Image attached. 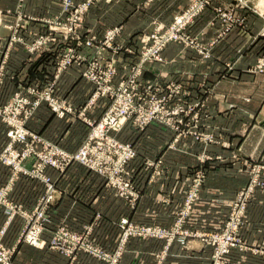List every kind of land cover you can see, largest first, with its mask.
Here are the masks:
<instances>
[{
  "label": "crops",
  "instance_id": "obj_1",
  "mask_svg": "<svg viewBox=\"0 0 264 264\" xmlns=\"http://www.w3.org/2000/svg\"><path fill=\"white\" fill-rule=\"evenodd\" d=\"M19 3V0H0V64L3 62L5 65L0 103L8 101L20 89L36 85L43 87L53 80L56 95L69 102L75 113L60 118L46 104H41L27 127L74 152L90 132L89 124L81 117L100 119L108 99L103 97L88 105L84 116H79V111L87 105L95 89V84L83 76L89 65L88 58L80 64L73 63L55 76L60 46L35 53L27 48L35 36L47 28L42 19L53 18L62 10L61 0H23V12L38 18V21H27L31 26L22 32L25 42L9 44L12 30L8 25L13 24L17 16L6 15L5 11L14 10ZM94 4L85 15L84 32L102 34L107 27L123 24L120 37L129 41L131 35L143 28L151 30L157 23H171L174 15L187 6V1L102 0ZM235 4V0H212L213 7L230 8ZM245 19L244 29L233 30L210 49L213 57L201 58L194 50L172 43L163 52L166 65L158 67L171 79L186 78L190 87H197L200 83L213 86L205 111L206 126H200L199 130L213 136L214 140L203 143L187 138L171 148L172 131L164 132L151 126L143 133H137L124 127L120 138L134 141L140 153L128 166L141 193L134 206L106 186L102 176L81 163H72L64 173L47 168V174L57 181L59 199L50 208L51 223L43 234L44 240L48 241L50 232L60 224L75 231L91 225V238L102 247L114 250L122 239L121 219L128 218L138 225L174 233L180 213L184 212L180 232L176 236L130 237L124 242L120 264L210 263L213 248L203 243L201 235L224 229L232 202L249 182V168L254 163L264 164V74L250 71L257 55L264 51V35L260 34L264 23L253 14L246 13ZM214 21L213 9H208L189 26V31L193 35L201 33V41L210 42L217 38L219 31V23ZM122 56L124 60L120 57L119 60L125 62L130 54L122 53ZM118 81L119 75L114 84ZM8 142L7 127L0 119V152ZM142 154H148L152 161L160 159L161 163L148 166L146 159H141ZM205 154L212 157L204 163L200 156ZM32 162V159L26 160V167H32ZM201 168L206 170L202 191L187 210L186 199L193 178ZM261 178L264 180V174ZM9 183L12 184L10 199L27 209H32L45 191L40 180L24 174L14 176L11 167L0 161V186ZM24 223L21 216L8 223L0 210V232L5 231L4 242L7 245L14 243ZM185 232L189 234L182 243L180 238ZM239 235L247 243V249L232 251L229 264H264V187H258L254 192ZM14 264H67V258L48 246L21 244ZM75 264L101 263L81 253Z\"/></svg>",
  "mask_w": 264,
  "mask_h": 264
},
{
  "label": "rangeland",
  "instance_id": "obj_2",
  "mask_svg": "<svg viewBox=\"0 0 264 264\" xmlns=\"http://www.w3.org/2000/svg\"><path fill=\"white\" fill-rule=\"evenodd\" d=\"M22 1L23 0H19L20 3L18 4V6L14 10H6L5 11L6 15L15 14V16H17L16 21L13 24L8 25L9 28L12 30V34H11V37L9 40L10 45H13L14 43L25 42V39L23 38L22 32H25L28 30L29 26H31L32 21H38V18L29 16L28 14L23 12ZM101 1L102 0H61V3L63 5L62 10L58 14H56L53 18L42 19L45 22V25L47 28L45 30H43L42 33L36 35L35 40L31 41L30 44L27 45V48L32 53H35V51H39V50L49 51L51 49H54V47L56 45L60 46L59 47L60 48L59 53H57L55 76H58L60 73H62L66 69H68L73 63H79L80 64V62H82L85 58H88L89 65H88L87 69L83 72V76L85 78L90 79L95 84L94 92H95L96 87H97L96 82L94 80H92L90 77H88L86 75V73L92 69V67L95 63L101 65V67H102L101 73L107 72L109 69H113V74H112L113 77L111 76L112 79L110 82L113 87H118L120 85V83H122V82L131 83V81L133 79H135L134 74L138 72L137 68L140 66V61H141V58L143 56V53L148 48L152 47L155 44L157 37H160V36H163L164 34H166L169 31V29L173 26V24L175 23L176 17L183 14L186 10H188L192 4L191 0H186L187 6L181 12L174 15L171 23H169V24L157 23L153 26V28L151 30L143 28L140 32H137V33L131 35L129 37L130 39L128 41L125 38L120 37L121 31L123 29V24H117V25H112L111 27H107L102 34H96V33L87 34V32H84L83 26H84L86 13L89 11L91 5H93L94 3H96V5H97ZM105 1H107V0H105ZM235 1H236V4L234 6H231L230 8H228V7H224L221 5H216V6L214 5L215 7H213L212 0H209V4H206V6L194 17V19L191 22H189L185 26L184 29H182V31H181L182 39L177 40V41H169L165 44V46H163V48L160 50V56H161V58H163V60H158V59L148 60V61L144 62L142 66H140L141 72L138 73L139 78H138L137 82H140L141 86L138 87L139 88L138 92L136 91V103H137V107L139 109L138 114H142V115L146 116V114L153 112L156 109H157L158 113L156 116V121L152 122V123H148L147 125H140V123H138V122L134 123V119L132 118L133 117L132 116L131 119L127 120L126 123L124 124L125 130L126 129L135 130L137 133H143L149 127L155 126L156 128L163 130L164 132L172 131L174 136H173L172 143L169 144V147H171V148L176 147V143H178L179 141H182V139H187V138H190L194 141H200V142L202 141L203 143H206V142L210 143L214 140L213 136L206 135L199 130L200 126H206L205 117L207 116V113L205 111H206V108L208 107L207 106L208 99L213 94V86H211V84H209V83H200V85L197 87L196 86L190 87V84L186 78H182L180 80H176L174 78L171 79L172 77H169V75H167L163 69H159L158 67H161L162 65H166V59L164 57L163 52L167 48V46H169L172 43H177V44L182 45L185 48L192 49L197 54H199L201 56V58L209 59V58H211V56L213 57V55H211V53H210V51H211L210 49H212V47L217 43V41L220 38L227 36L229 33H231L233 30H235L237 28H243L246 26V19H245L246 13L253 14L254 16L260 17L261 19H263L262 21L264 23V0H235ZM208 9H213L214 20H215L213 23H217V24L219 23V25L217 26L219 31L217 33V35H218L217 38L213 39L210 42H204L203 41L204 42L203 43L201 41V33L200 34H194V35L191 34V32L189 31V26L191 24H193L196 21V19L203 12H205ZM240 10H243V12L242 13L239 12ZM245 10L247 11L246 13H245ZM27 21H31V22L27 23ZM251 26L253 28V25H251ZM115 29H116L115 34L112 37H110L108 32L115 30ZM260 34L264 35V24H263V27L260 31ZM83 37H85V38L83 39ZM156 44L158 45V40L156 41ZM207 45L210 46L211 48L207 47ZM85 50H87V53L85 52ZM70 51H72V52L70 53ZM81 53H83V54H81ZM122 53L130 54L129 60L125 61L126 63L124 61L122 62V60H119V57L124 60ZM68 54H70V55H68ZM262 57H264V51H262L260 54L257 55V60H256L255 64L253 65V67H251V69H250L251 72L257 73V74H264V70L257 68L259 60ZM119 68H121V71H119ZM4 69H5V65L2 62L0 64V93H1L2 85H3V75L5 74ZM109 73H111V72H109ZM224 74L226 75V73H224ZM117 75H119L120 81H118V84L116 83V85H115L114 79L116 78ZM226 76H222L221 78L225 79ZM131 78H132V80H130ZM46 83H48V85L43 86V87H41L40 85H38V86L36 85V86H28L24 89H20V90L16 91L8 101H6L4 103H0V119L7 127V136H8L9 129L12 127V124H11L9 118L11 115H14L13 113L16 112V108L21 109V113L19 114V118H22L25 120L24 126L27 129H29L27 127V123H28L29 119L31 118V116L34 114L36 109L41 104H46V106L51 110L52 113H54L56 116L60 117L54 111H52V109L48 105L47 101L42 100L40 98H37L36 94H32L29 92V89L33 88V87L42 91V89L44 90L48 86H53L54 94L56 95V93H55V91H56L55 90V82L53 80L52 81L50 80ZM94 92H93V94H94ZM17 93L26 94L29 103H27L26 105H23V107H22V103H19V102L15 101V99H14L17 96L16 95ZM93 94H92V96H93ZM92 96H91L90 100L92 99ZM103 97L108 99L106 102L105 109L103 111V115H104V113L106 112V110L108 109V107L110 106L111 101H112V99L109 95L100 96L99 98H97L93 102H91L89 100L87 105L84 106L83 108H85V107L87 108L88 105L93 104L95 101H97ZM60 99L65 100L61 97H60ZM17 103H18V105H17ZM178 108H182L184 111L181 112L179 115H176V116L175 115L167 116V114L165 112L166 109H170L173 111V110H176ZM73 113H67V114H73ZM194 114L197 115V118L194 117ZM78 115L81 116L79 113H78ZM103 115L100 117V119L103 117ZM65 116H63V117H65ZM63 117H60V118H63ZM81 118L84 119V121L87 124H89L88 121H92V122H95V121L99 122L100 121V119L89 120L86 117H81ZM180 120H182V122H179ZM166 122H168L170 124H168ZM172 122H175L179 125L184 122V124H182L183 126L181 125V127L184 130V133L181 134L179 128L172 126ZM89 126H90V132H91L92 127L90 124H89ZM124 127L122 128L121 131H119L118 133L115 134L116 137L119 138L123 142H128V143L133 144V146L137 149L138 154H140L134 141H132V140L125 141L126 139L123 140L120 138V135H121ZM178 135H182V136L178 137ZM8 138H9V136H8ZM43 138H45V137H43ZM45 139L47 141L53 142L47 138H45ZM9 141H10V138H9ZM8 143H7V145H8ZM7 145L5 146V148L7 147ZM16 147L20 149V148H22V144H17ZM5 148L0 152V161L3 162L4 164H6V163L1 159V153L5 150ZM138 154H137V156H138ZM200 157H201V161L205 163L206 161H208L209 157H212V156L205 154V155L200 156ZM28 159L33 160L32 167H33L34 163L37 164V157L35 155H31V156H29L23 160L24 161L23 165L25 167H26L25 161ZM134 159H132V160H134ZM141 159L142 160L146 159L145 163L148 166H153V165L156 166V165H159L161 163L160 159L156 160V161H152L148 154H142ZM132 160H130L128 162L126 170L129 173L127 175V177L134 183V178H133L134 175H132V173L128 169L129 163ZM150 161L154 162L155 164L150 165L149 164ZM78 163H80V162H78ZM254 164L264 166V164H261V163H254ZM6 165H8V164H6ZM8 166H10V165H8ZM10 167H11L12 172L14 173V169L12 168V166H10ZM32 167H28V168H32ZM251 167L249 168V175H250L249 182L247 185L242 187L240 190L246 188L251 181V177H252ZM47 168H49V167L45 168L46 174H47V172H46ZM50 168H52V167H50ZM89 170H91V171L99 174L100 176H102L103 179L105 180V185L114 189L118 193V195L121 196L119 194L118 188L113 186L105 176H103L102 174H100L99 172H97L93 169H89ZM199 170L204 173V179H203V182L201 185V191H202L204 180L206 178V170H205V168H201ZM18 174H24V173L17 172V173H14V176L18 175ZM24 175H27L33 179L35 178V179L40 180L39 178L33 177L31 175H28V174H24ZM47 175H49V174H47ZM263 182H264V180H263ZM134 185H135V183H134ZM4 186L10 187L9 192H8V198H9L10 202L12 204L16 205L17 207L21 208L22 210H25V211H32L34 209V207L36 206L38 200L42 197V195H44V193L46 191V186L44 184V186H45L44 193L38 198L35 206L32 209H27V208L23 207L21 204H17L10 199V193L12 191V184L10 183V184L4 185ZM0 187H3V186H0ZM135 188L138 190L137 192L141 196V193H140L139 189L136 187V185H135ZM201 191H200V194H201ZM58 192H59V188H58ZM253 195L250 196V198L248 200V203H247V206H246V209L244 212L242 224L244 223L247 207H248ZM122 198L126 199L132 206H134L140 197L136 200V202L134 204L128 198H125V197H122ZM58 199H59V197L57 194L56 199L53 201V203L49 206V208L47 210L49 221L46 222V225L44 227V231L41 234V236H42L41 244L35 245V246L31 245V246H34V247H46V246H48L53 250L59 251L63 256H65L67 258V264H75L76 260L78 258V255L81 253H86L87 255H90V256L96 258L101 264H111L112 259H114V256L116 255L118 258L117 264H120V259L123 255V252H124V242L128 241V239L130 237H133V236H141V237L142 236L143 237L149 236V235L138 234L139 227H144V226L138 225L137 223H134V222H131L128 218H124V219H127L128 223L131 224L133 227H132V229H128V227H123L122 221L124 219H121L119 221V225L122 229V239H121L119 246L117 248H115L114 250H108V249L102 247L101 245L96 243L91 238V233H92V229H93V226H91V225H84L82 230L75 231V230L70 229L66 225L60 224L59 226H57L55 229H53L50 232V239L48 241H46L43 239V234L49 230V225L51 223L49 211H50V208L56 204ZM234 201L232 202V206H231L229 216L233 212L232 209H233ZM6 209H7V206L5 204L1 203L0 204V210H2L4 212L8 223L10 221H12L16 216H21L25 221L22 230L17 235L16 240L14 241V243L12 245H7L4 242V235H5L4 232L5 231L0 232L1 241L5 245H7L8 247H15L16 248L14 255H13V264H14V259H15V255H16V252L18 250V247L21 244L30 245V244L25 243L23 241V233H24L23 229L25 228L27 221H26V218L20 212H16L14 215H11V214H8L6 212ZM229 216L226 220L225 227L222 231L208 232L207 234L222 233L226 228V224H227V221L229 220ZM179 217H180V219H182V218H184V215L180 213ZM242 224H241V226H242ZM241 226H240V228H241ZM61 228H65V230L69 231V235L65 236L64 233H59ZM239 231H240V229H239ZM126 234H128V235L126 236ZM73 236H75V238ZM201 239L205 245L211 246L213 248V253H214V246L205 242V241H207L208 238L205 237L204 238L205 241H204L202 236H201ZM243 242L246 245V248H245V250H246L247 249V243L244 240H243ZM232 251H234V250H232ZM213 253H212V256H213ZM230 253L227 256L228 264H229ZM212 256H211L210 263L212 262Z\"/></svg>",
  "mask_w": 264,
  "mask_h": 264
},
{
  "label": "built area",
  "instance_id": "obj_3",
  "mask_svg": "<svg viewBox=\"0 0 264 264\" xmlns=\"http://www.w3.org/2000/svg\"><path fill=\"white\" fill-rule=\"evenodd\" d=\"M191 2L190 8L176 17V21L169 31L163 36L156 38L158 45L155 41V44L143 53L140 66L148 60H163L160 56V50L163 46L169 41L182 39V29L194 19L206 4H209V0H191ZM115 32L116 29L109 31L108 34L112 37ZM140 66L137 68L138 72L134 74L135 79H130L132 80L131 83L122 82L118 87H113L110 83L113 77V69L101 73V65L95 63L92 69L86 73L97 85L90 101L93 102L103 95H109L112 101L99 122L88 121L92 130L78 150L74 152L67 151L58 143L47 141L40 134L27 129L24 126L25 120L19 118L21 109L16 108V112L13 113L14 115L10 116L9 120L12 124V127L8 131L10 141L1 153V159L6 164L12 166L14 173L22 172L39 178L46 186L44 195L38 200L32 211L22 210L12 204L8 198L10 187H0V204L3 203L7 206L6 212L11 215L20 212L26 218L27 223L23 229V241L25 243L34 246L41 244V234L44 231L46 222L49 221L47 210L58 194L57 181L45 173L46 167H52L60 173H63L72 163L80 162L89 169H93L105 176L113 186L118 188L119 194L122 197L130 199L133 204L140 197L134 183L127 177L129 173L126 170L128 162L137 156L138 151L133 144L123 142L115 135L122 130L126 121L131 119L132 116L134 123L138 122L140 125H147L148 123L156 121L157 109L146 114V116L138 114L139 109L136 103V91L138 92V87L141 86L140 82H137L139 78L138 73L141 72ZM257 68L264 70V57L259 60ZM29 92L36 94L37 98L47 101L52 111L60 117L65 116L67 113H75V109L71 104L54 94L53 86H48L44 90L42 89V91L33 87L29 89ZM16 95L14 99L22 103V107L29 103L26 94L17 93ZM85 109L86 107L79 111L81 116H84ZM183 111L182 108H178L173 111L166 109L165 112L167 116H176ZM194 117L197 118V115L194 114ZM179 122H182V120ZM182 124L179 125L172 122V126L179 128L181 134L184 133L181 127ZM181 136L178 135V137ZM17 144H22V148H17ZM31 155L37 157V164L34 163L32 168L25 167L23 160ZM149 164L152 165L155 163L150 161ZM251 166V181L246 188L238 192L234 199L233 212L229 216L225 230L222 233L201 235L203 240L205 237L208 238L207 241L204 240L206 243L214 246V253L210 264H228L227 256L232 250L243 251L246 248L245 243L239 235L244 212L250 196L254 194L258 187H264V182L261 178V175L264 173V166L255 164ZM203 179L204 173L198 170L193 178V183L186 200L187 210L191 207L193 201L199 198ZM182 214L184 215V212ZM181 223L182 219L178 221L175 227L177 231L174 233L155 227L144 226L139 227L138 234L171 238L180 232ZM122 226L128 227V229H132L133 227L128 223L127 219L122 221ZM59 233H64L65 236L69 235V231L65 230V228H61ZM182 235L180 240L185 242L188 233L185 232ZM73 237L75 238V236ZM15 249V247H8L0 239V264H13ZM117 261L118 258L115 255L111 264H117Z\"/></svg>",
  "mask_w": 264,
  "mask_h": 264
}]
</instances>
